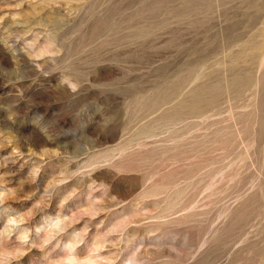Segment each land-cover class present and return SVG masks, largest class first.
Segmentation results:
<instances>
[{
  "label": "rangeland",
  "instance_id": "374dc122",
  "mask_svg": "<svg viewBox=\"0 0 264 264\" xmlns=\"http://www.w3.org/2000/svg\"><path fill=\"white\" fill-rule=\"evenodd\" d=\"M0 264H264V0H0Z\"/></svg>",
  "mask_w": 264,
  "mask_h": 264
},
{
  "label": "water",
  "instance_id": "95a60500",
  "mask_svg": "<svg viewBox=\"0 0 264 264\" xmlns=\"http://www.w3.org/2000/svg\"><path fill=\"white\" fill-rule=\"evenodd\" d=\"M235 82V77L230 76L228 79H226V83L231 85ZM220 83H222L221 81H217L216 85H212V84H205L203 88L201 89H195L192 91L191 93V105H193L191 107L190 113H198L200 112V106L198 105L201 101V99L203 98L204 94L211 92L213 89L219 88Z\"/></svg>",
  "mask_w": 264,
  "mask_h": 264
},
{
  "label": "bare ground",
  "instance_id": "6f19581e",
  "mask_svg": "<svg viewBox=\"0 0 264 264\" xmlns=\"http://www.w3.org/2000/svg\"><path fill=\"white\" fill-rule=\"evenodd\" d=\"M145 251H141V253H144ZM138 260V257L137 256H132L131 258H129L128 259V261L130 262V263H134L135 261H137Z\"/></svg>",
  "mask_w": 264,
  "mask_h": 264
}]
</instances>
